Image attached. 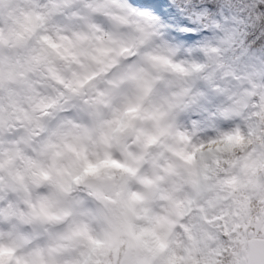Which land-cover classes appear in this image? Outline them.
I'll return each instance as SVG.
<instances>
[{
  "label": "clouds",
  "instance_id": "9594fccd",
  "mask_svg": "<svg viewBox=\"0 0 264 264\" xmlns=\"http://www.w3.org/2000/svg\"><path fill=\"white\" fill-rule=\"evenodd\" d=\"M0 264H264V0H0Z\"/></svg>",
  "mask_w": 264,
  "mask_h": 264
}]
</instances>
